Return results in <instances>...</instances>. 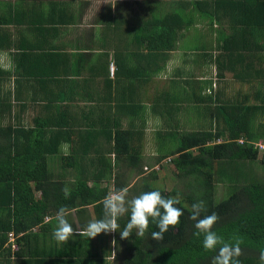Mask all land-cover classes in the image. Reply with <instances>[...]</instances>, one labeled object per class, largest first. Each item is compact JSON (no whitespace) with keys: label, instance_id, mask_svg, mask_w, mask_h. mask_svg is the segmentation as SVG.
<instances>
[{"label":"trees","instance_id":"16d2710c","mask_svg":"<svg viewBox=\"0 0 264 264\" xmlns=\"http://www.w3.org/2000/svg\"><path fill=\"white\" fill-rule=\"evenodd\" d=\"M142 1L149 20L128 9L124 16L119 10L112 16L108 9L110 16L98 28L80 32V19L91 5L87 0H0V264L26 262L16 260L20 253L11 254V249L39 242L33 229L45 231V218L55 217L62 206L78 212L91 205L96 219L102 218V200L110 190L97 182L89 187L88 179L111 180L113 189L127 188L128 177L112 172L120 163L141 178L144 138L154 121L148 151L156 153V166L169 164L172 179H178L182 190L166 191L143 178L129 193L132 198L159 190L165 197L178 198L177 207L184 215L162 241L151 239V233L158 231L155 222H150L143 238L133 230L124 239L129 255L124 264H212L218 249L203 248L202 235H195L196 221L190 219L191 205L198 200L206 205L201 217L213 212L219 216L213 231L230 244L241 241L240 264H261L264 178H249L245 167L259 160L260 151L264 156L258 147L259 141L264 142V0ZM187 7L194 11L185 17L182 11ZM195 17L211 27L217 20L224 28L219 21H228L229 30H221L227 34L218 46L219 58L228 67L222 69L233 79V94L223 98L211 83L202 93L198 70H190L184 81L193 92L196 118L184 126L178 120L173 125L168 120L172 112L162 104L145 102L143 97L135 100L133 92L141 91L139 80L120 78L123 57L115 52L118 69L109 76L113 47L107 40L112 35V40L131 35L132 44L146 51L145 56L170 59L178 36H183L179 20L186 18L188 29L198 33ZM73 28L82 39L73 38ZM89 39L94 51L86 44ZM192 49L198 52L203 47ZM141 81L146 85L153 80ZM203 118L208 126H203ZM90 151L94 159L88 157ZM57 157L66 166L82 163L93 172V176L82 174L70 188L69 198L62 192L65 185L57 183ZM151 177L155 179L157 173ZM219 185L225 189L222 198L217 196ZM128 219V214L119 218L118 231ZM71 262L109 263L107 257L85 256L82 251Z\"/></svg>","mask_w":264,"mask_h":264},{"label":"crops","instance_id":"0c3cea01","mask_svg":"<svg viewBox=\"0 0 264 264\" xmlns=\"http://www.w3.org/2000/svg\"><path fill=\"white\" fill-rule=\"evenodd\" d=\"M90 2L91 5L88 7L89 9L85 14L94 16L96 21H92L91 24L88 22L86 23V19H84L86 18V15L83 16L80 19V25H78V28L82 29L79 30L80 32H87L89 29L95 27L98 28L101 24L100 21L108 15L107 13L109 10L112 16L116 10H119L120 16H124V13L128 9L132 15H136L144 20H149L147 11L142 5V0H95ZM191 10L193 9L187 7L186 11L182 12H184L185 16V13H188V11ZM180 12L181 11H179V13ZM195 20L196 23L194 24V28H196L199 32L195 33L193 30V33L191 34L183 36L179 35L173 55L170 59H168L166 56L164 58L161 56H145V54L148 53L146 51L143 52L142 49H139L132 44L134 41H132V37H130L131 35L120 40H112L115 38L114 35L110 36L109 39L107 38V41H109L111 47H113L110 49L108 55L109 76L112 77L114 71H117L118 69L116 60L113 57V53L115 52L120 58L123 57V65L120 70L121 79L132 80L135 82L137 80H143L144 78H152L153 80L152 82L148 81L146 85L143 84V81H141L140 84L139 81L137 82V85L141 87V91L136 90L133 92L135 100L137 101L138 98L143 97L145 98V102H157L160 105L162 104L165 109H168L172 112V114L168 117V120H172V124L178 120L180 123H183V126L186 124V121H192L193 123V118H196V114H194V110L196 109L193 108V92L190 86H188L186 83L187 79L190 77L188 73L190 70H198L197 72L199 73L197 74L196 80L201 82V88H203V90L208 86V84L211 83L213 87L216 86L214 90L222 95L223 98L233 94L232 87L234 86V84L231 83V80L233 79L229 77V73L224 72L222 69L224 66L225 68H228L226 64L223 65V57L219 58V54L222 52V49L219 48L218 45L222 41V35L227 34L222 33L221 30H224L225 32L229 30L227 27L228 21L226 22L225 18H222L219 21V23L224 24L223 28L218 25L217 20L211 22V24L214 23V27L208 25L207 20H200L199 17H195ZM179 22H181L183 25L187 24L186 18L185 20L180 19ZM84 25H88L90 28L85 29ZM207 26H210L211 28H206ZM75 29L77 28H73V38L82 39V36L75 34L77 31ZM190 36H192V39L190 40H196L198 42L196 45H193V41L187 40ZM202 40L206 42L204 45L199 43V41ZM86 44L91 46L93 51L95 50V46L91 45L93 43L90 41V39L86 41ZM110 45H107V47L109 48ZM190 46H192V48L194 46H201L203 49L196 52ZM193 54L194 58L190 56ZM193 59H196L198 64L194 62ZM220 62L222 64H220ZM220 65L222 66V70L219 69ZM221 74L223 75L220 76ZM245 75L246 74H243L242 76ZM248 76L251 75L248 74ZM175 80H181L180 84H175ZM226 80H230V83L228 84L229 81ZM225 82L227 83L225 84ZM126 83H128V81H126ZM205 91L206 90H204L202 93ZM203 120H205V122H202L203 126L207 125L208 119L203 118ZM156 125V121H154L152 124H148V128L146 130L147 134L144 138V142L147 147L150 145V134L155 131ZM147 147L143 152V157L145 159L149 157L151 161H145L144 163H151L153 168L157 165L155 163L157 155L156 153L148 151L149 148ZM94 154V152L90 151L88 157H90V159H94L96 156ZM56 161H59V157H57ZM60 163L63 166L66 164L61 160L57 164L55 163V167L59 169L55 171V173H58L57 183H62L68 188L75 186L76 181L81 176H83L82 174L93 176V172L91 173L92 175L90 174V168L83 165L82 163L77 165L74 162L71 164L69 162L68 166L65 165L66 167L64 166V168L60 167ZM117 166L118 167H116L112 172H123L125 176L128 177L127 180H129L130 186L126 189L128 190L129 195V189L134 185V181H137V179H135L137 178V171L130 170L128 166L122 165L121 163ZM98 169L99 168H97V170ZM51 171H53L52 168ZM104 174L105 173H102L100 175L102 176ZM107 176H109V173ZM88 180L89 187H92L97 182L99 186L107 188L110 190V192L113 190L114 183L111 180L106 181L105 179H102L95 181V179L92 177ZM67 219L77 231H80L90 220L96 219V217L93 207L90 205L83 207V209L78 210V212L75 210L69 211ZM44 223L46 224L44 228L45 231H40L39 228H35L32 232V234H37L39 236V238L36 236V239H39V242L35 243L32 241L29 244L25 243L23 246L17 244L13 247V249H11V254L15 255L17 252L20 253L19 259L16 260H27L26 262H18L19 264H78L79 262L72 263L71 261L76 260V257L81 251L85 256L97 254L101 258L107 257V261L109 262L108 264H124V261L129 257L128 253H125V241L120 239L119 232L107 234L101 233L95 238H87L86 235L79 236L74 234V236L69 239L67 243L62 245L53 239L52 233L57 224L55 217H46ZM20 236L21 235L18 234V237ZM83 238H87L89 241L84 242ZM113 239H115L117 242L115 247L111 244ZM86 244L87 248L83 250L82 247ZM92 247L96 248L94 249ZM98 247H100L102 251L108 253H101L98 250ZM113 252H115V258ZM70 255L73 257L71 261H69Z\"/></svg>","mask_w":264,"mask_h":264},{"label":"clouds","instance_id":"9594fccd","mask_svg":"<svg viewBox=\"0 0 264 264\" xmlns=\"http://www.w3.org/2000/svg\"><path fill=\"white\" fill-rule=\"evenodd\" d=\"M74 182V181H73ZM65 198H69L71 190L67 186L62 189ZM180 203L176 197H165L159 190L143 192L128 199L126 188L113 189L102 200L103 216L99 219L90 220L80 231L68 221L69 210L62 206L58 209L55 220L57 222L53 230V239L60 244H65L74 234L86 235L88 238H95L101 233L119 232L120 239H128L133 230L136 236L143 238L149 228L150 222H155L158 231L151 233V239L162 241L164 233L170 227H175L180 222V217L184 215L181 208L177 207ZM206 205L203 200H198L191 205L190 219L196 221L194 227L197 230L195 235L203 237L202 246L205 250H217V255L212 259V264H240L239 257L242 255L240 247L241 241L236 240L234 244L225 242L221 236L213 231L214 225L219 220L216 213L204 215ZM128 214L129 219L121 229L118 222L119 218ZM116 240L111 244L115 247ZM114 258H115V252ZM259 260L264 264V250L259 253Z\"/></svg>","mask_w":264,"mask_h":264},{"label":"rangeland","instance_id":"374dc122","mask_svg":"<svg viewBox=\"0 0 264 264\" xmlns=\"http://www.w3.org/2000/svg\"><path fill=\"white\" fill-rule=\"evenodd\" d=\"M88 2L90 1H95V0H87ZM140 5V4H139ZM166 10V9H165ZM188 14L185 13V17H187ZM164 17L162 16V19ZM86 23H92V21H96L94 19V16H89V14L86 15ZM84 28L85 29H89L90 27L88 25H84ZM206 28H211L210 26H207ZM181 31H182V34L183 35H187V34H191L193 33V29L190 30L188 29V25H182L181 26ZM195 34V33H194ZM192 39V36H190L187 40H190ZM190 41H193V45H196L198 42L196 40H190ZM200 44L204 45L206 42H204V40L202 41H199ZM192 48V46H190ZM191 57L194 58V54L193 55H190ZM175 140H171V147H173L175 145L174 143ZM260 143L264 144V142L262 141H259ZM258 142V143H259ZM149 148V147H147ZM262 152L260 151V156H259V160L250 164L248 163L249 165L245 168L246 171H247V175L249 176V178H255V179H258V178H261L263 179L264 178V162L262 163V160L264 158L263 155H261ZM153 160V159H152ZM148 161H151L149 159V157L146 159V162ZM160 167V168H159ZM143 169V175L141 178H135L137 179V181L135 182L134 181V185L139 181V179H143V178H146L147 181H151V183L153 184L154 187H158V188H163L165 189L166 191H170L172 189H176V190H182L181 188V185L178 183V179H172V176H171V170H170V166L169 164L167 165V163L164 161L162 163V167L160 165L156 166V167H153L152 168V165L151 163H145V166L142 167ZM152 172H156L157 173V177L155 179H153L151 177V173ZM217 196L218 198H222L224 196V192H225V189L224 187H222L221 185H219V187H217ZM131 198V193H129L128 195V199Z\"/></svg>","mask_w":264,"mask_h":264},{"label":"built area","instance_id":"2783aa9c","mask_svg":"<svg viewBox=\"0 0 264 264\" xmlns=\"http://www.w3.org/2000/svg\"><path fill=\"white\" fill-rule=\"evenodd\" d=\"M240 142H242V141H240ZM258 147L260 150H264V144H262L260 142L258 143Z\"/></svg>","mask_w":264,"mask_h":264}]
</instances>
